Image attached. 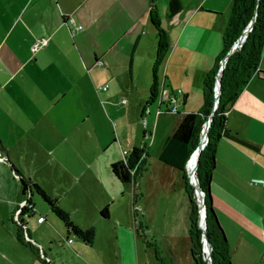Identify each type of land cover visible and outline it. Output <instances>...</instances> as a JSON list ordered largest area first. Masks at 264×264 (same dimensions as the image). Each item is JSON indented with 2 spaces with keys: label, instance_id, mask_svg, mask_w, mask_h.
Returning <instances> with one entry per match:
<instances>
[{
  "label": "crops",
  "instance_id": "0c3cea01",
  "mask_svg": "<svg viewBox=\"0 0 264 264\" xmlns=\"http://www.w3.org/2000/svg\"><path fill=\"white\" fill-rule=\"evenodd\" d=\"M232 3L0 0V264H149V256L141 259L149 249L160 264L131 206L137 183L120 182L111 166L124 151L142 149V158L150 157L159 125L165 128L172 113L163 91L176 96L178 113L202 108L204 77L223 49ZM152 16L167 40L157 67ZM70 18L83 26L74 35ZM42 38L47 45L33 52ZM226 125L258 148L222 138L215 153L217 218L244 231L249 219L264 216L254 197L262 188L252 184L264 180L263 77L250 79ZM173 175L184 183L180 171ZM34 184L77 227L94 231L91 244L66 228Z\"/></svg>",
  "mask_w": 264,
  "mask_h": 264
},
{
  "label": "trees",
  "instance_id": "16d2710c",
  "mask_svg": "<svg viewBox=\"0 0 264 264\" xmlns=\"http://www.w3.org/2000/svg\"><path fill=\"white\" fill-rule=\"evenodd\" d=\"M255 15L256 21L253 29L248 33L245 42L227 60L221 77L219 105L213 116L211 127L209 131L207 130L209 142L201 154H199L200 156L198 155V178L206 197L207 236L212 246V262L213 264H234L229 251L227 237L219 223L213 206L211 182L212 174L216 166V148L220 139L227 138L243 147L258 151L257 147L239 138L236 134L231 133L227 129L226 124L229 109L243 92L250 79L254 75L264 78V72L259 70L260 61L264 52V0H233L230 18L223 35V49L216 58L214 67L204 77L202 108L198 112H190L178 117L177 126L166 139L159 155V160L162 163L181 172L185 183L189 204L188 234L191 244V256L195 264H207V262L204 260L202 254V231L198 227V206L193 198V188L189 183L186 164L192 152L198 146L200 147V141L203 135L202 129L212 112L215 98L216 75L219 71L221 61L227 56L243 30ZM152 22L158 32L157 67L166 55L167 40L165 32L160 28L154 16H152ZM152 94V99H154L156 95L155 90ZM197 152L198 150L195 151L194 155ZM142 155V149H133L124 160L113 163L111 170L114 176L124 184L135 182L139 185V177L144 170H147L148 155L143 158ZM34 188L42 199L51 206L53 212L64 223L66 228L86 243L91 244L93 242V230L84 231L77 227L69 215L58 207L55 200L49 198L36 184H34ZM107 215L108 209L105 208L102 211V216L106 217ZM28 245L32 246L30 241H28ZM160 264L168 263L160 260Z\"/></svg>",
  "mask_w": 264,
  "mask_h": 264
},
{
  "label": "rangeland",
  "instance_id": "374dc122",
  "mask_svg": "<svg viewBox=\"0 0 264 264\" xmlns=\"http://www.w3.org/2000/svg\"><path fill=\"white\" fill-rule=\"evenodd\" d=\"M156 113L157 111L155 115ZM168 114L169 117L167 118H169L170 123L165 128L159 125L157 139L151 149L150 157L147 159V170H144L139 177V185L132 187L134 196L132 194L130 196L131 206L133 211H138L139 214L138 212L137 214L142 217L145 226L144 233L158 257L168 264H195L191 256V244L188 234L189 204L184 187L185 184L181 179L177 180L174 178L173 174H178L177 169L165 165L158 158V153L163 145L162 138L168 131H170L169 135H171L172 128L170 129V126L183 113L179 111V114ZM138 120L139 117L137 118ZM206 133L204 134L202 129L203 135L200 141V148L205 141ZM190 185L193 188V198L198 206V222L201 219L202 224V211L201 213L199 212L197 190L192 183ZM253 186L262 188L261 192L254 194V197L255 201H260L264 213V186L254 184ZM216 214L218 216L217 212ZM220 217L221 220L219 217L218 220L227 237L229 251L234 264H264V216L259 223L248 218V227L244 231L235 226L234 223L225 220L222 214H220ZM204 250H206V246L202 242V254L207 262ZM147 253H143V255L141 253V259L147 260L149 256V264H155V253L151 249Z\"/></svg>",
  "mask_w": 264,
  "mask_h": 264
},
{
  "label": "water",
  "instance_id": "95a60500",
  "mask_svg": "<svg viewBox=\"0 0 264 264\" xmlns=\"http://www.w3.org/2000/svg\"><path fill=\"white\" fill-rule=\"evenodd\" d=\"M255 21H256V15L252 18L250 23L243 30L242 34L237 39V41L235 42V44L233 45V47L231 48V50L229 51L227 56L221 61L219 71L217 72V75H216L214 106H213V109H212V112H211L209 118L205 122L208 124V131H209V128L211 127V123H212L215 111L217 110L218 105H219L220 94H221V77H222L223 71L225 69L227 60L245 42L246 38L248 37V33L253 29ZM208 142H209V136H208V132H207L206 139L203 143V146L200 149V154H201L202 150L206 147ZM192 154H191V156H192ZM191 156H190V158L186 164V170H187L188 177L190 179L189 180L190 183H192V180H191V174L188 171V163L191 159ZM198 164H199V157H198L197 165H196V168L194 171L196 182H195V184L192 183L196 187L197 194L200 195L199 199H198L199 200V212L201 213V211H203V215H204V225L202 226V224L200 223V219H199L198 227L202 231L203 245L204 246L207 245V249L204 250L206 253L207 264H213V262H212V246H211V243H210L208 236H207V207H206V203H205L206 197H205V192L203 191V189L200 186V182H199V178H198Z\"/></svg>",
  "mask_w": 264,
  "mask_h": 264
},
{
  "label": "built area",
  "instance_id": "2783aa9c",
  "mask_svg": "<svg viewBox=\"0 0 264 264\" xmlns=\"http://www.w3.org/2000/svg\"><path fill=\"white\" fill-rule=\"evenodd\" d=\"M68 21H69V24H70V26H71V33H72L73 35H74L77 31H80V30L83 29V26H82L80 23H78L77 21H75L73 18H70ZM47 42H48V39H47V38H42V39L38 40V41L34 44V46H33V48H32L33 52H37L38 50H40L41 48H43L44 46H46V45H47ZM107 88H108V86L105 85V86H103L101 89H102V90H106ZM178 94L181 95V94H182V90H179V91H178ZM163 95H164V98H166L167 101H168V104H169V107H170V110H169V111L172 112V113H178V106L175 105V102L177 101L176 96L171 97L170 92H168V91H163L162 94H161V96H163ZM161 101H162V99H161ZM121 103H122V104H126V103H127V100H126V99H122V100H121ZM128 154H129L128 151H124V157H126ZM0 159H1L2 161L5 160L4 158L1 157V154H0ZM252 184H254V185H262V186H264V180H254V181L252 182ZM26 205H27V202L23 203L21 209H23ZM20 212H21V211H19V212L16 214V217H15L16 221L19 220V214H20ZM43 220H44V218L41 217V218H40V221H43ZM27 239H28V238H27ZM70 242H71V241H70Z\"/></svg>",
  "mask_w": 264,
  "mask_h": 264
},
{
  "label": "bare ground",
  "instance_id": "6f19581e",
  "mask_svg": "<svg viewBox=\"0 0 264 264\" xmlns=\"http://www.w3.org/2000/svg\"><path fill=\"white\" fill-rule=\"evenodd\" d=\"M208 130V124L207 123H205L204 124V127H203V133L205 134L206 133V131ZM205 139H206V136H205ZM204 143V142H203ZM202 146H203V144H202ZM200 147L198 146L192 153V156L194 155V153H195V151L196 150H198V152L193 156V158L192 159H190V161H189V168H188V171L190 172V174H191V180H192V183L193 184H195V182H196V179H195V174H194V171H195V165H197V161H198V157L200 156L199 154H200V149H199ZM199 155V156H198ZM191 156V157H192ZM202 218H203V223H202V226L204 225V215H203V211H202ZM206 249H207V245H206Z\"/></svg>",
  "mask_w": 264,
  "mask_h": 264
}]
</instances>
